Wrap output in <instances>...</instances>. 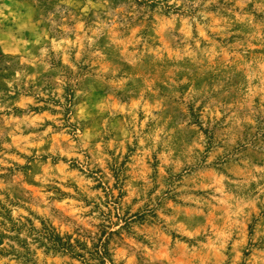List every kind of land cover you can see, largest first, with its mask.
<instances>
[{
    "label": "rangeland",
    "instance_id": "374dc122",
    "mask_svg": "<svg viewBox=\"0 0 264 264\" xmlns=\"http://www.w3.org/2000/svg\"><path fill=\"white\" fill-rule=\"evenodd\" d=\"M0 264H264V0H0Z\"/></svg>",
    "mask_w": 264,
    "mask_h": 264
},
{
    "label": "trees",
    "instance_id": "16d2710c",
    "mask_svg": "<svg viewBox=\"0 0 264 264\" xmlns=\"http://www.w3.org/2000/svg\"><path fill=\"white\" fill-rule=\"evenodd\" d=\"M49 236L48 239L51 243V247L54 249H61V250H66V251H73L74 245L67 240H63V238L59 237L56 234H53L52 232H48ZM98 253L100 255L101 261H105L106 257L102 254L107 253V249L104 246L103 243H101L99 246H97ZM80 256V255H79Z\"/></svg>",
    "mask_w": 264,
    "mask_h": 264
}]
</instances>
